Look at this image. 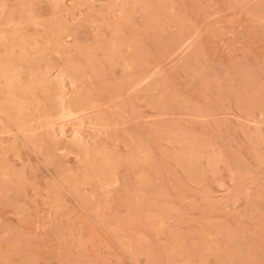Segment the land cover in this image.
Wrapping results in <instances>:
<instances>
[{"label":"rangeland","instance_id":"374dc122","mask_svg":"<svg viewBox=\"0 0 264 264\" xmlns=\"http://www.w3.org/2000/svg\"><path fill=\"white\" fill-rule=\"evenodd\" d=\"M0 264H264V0H0Z\"/></svg>","mask_w":264,"mask_h":264}]
</instances>
